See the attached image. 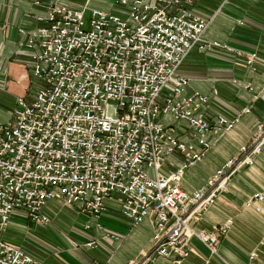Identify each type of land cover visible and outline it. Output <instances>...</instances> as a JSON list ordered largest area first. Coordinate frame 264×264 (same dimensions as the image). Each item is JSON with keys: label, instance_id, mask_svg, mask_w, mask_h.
I'll return each instance as SVG.
<instances>
[{"label": "built area", "instance_id": "1", "mask_svg": "<svg viewBox=\"0 0 264 264\" xmlns=\"http://www.w3.org/2000/svg\"><path fill=\"white\" fill-rule=\"evenodd\" d=\"M189 1L117 0L123 10L90 8L89 14L58 3L37 17L43 22L38 28L21 29L37 86L30 100L16 98L12 118L0 124V264H42L3 233L16 209L49 221L44 207L51 199L99 215L105 200L117 197L121 214L134 225L151 215L156 247L134 264H145L152 254L173 256L180 264L193 236L217 250L229 222L207 231L192 227L189 218L216 201L237 169L254 162L264 132L199 189L181 186L185 170L210 147L206 134L240 120L219 115L209 121L208 95L185 92L188 81L178 70L188 52L197 45L221 46L203 40L206 22ZM255 58L250 54L247 62ZM164 114L191 128L202 149L181 141L161 121ZM174 151L184 161L162 174L163 161ZM263 198L257 194L248 204Z\"/></svg>", "mask_w": 264, "mask_h": 264}, {"label": "crops", "instance_id": "2", "mask_svg": "<svg viewBox=\"0 0 264 264\" xmlns=\"http://www.w3.org/2000/svg\"><path fill=\"white\" fill-rule=\"evenodd\" d=\"M58 3L86 8L87 14L90 8L107 12L125 8L117 0H0V124L12 118L16 98L30 100L37 86L31 50L23 44L26 36L21 29L38 28L43 22L37 17H46ZM188 5L206 22L203 40L221 46L197 45L188 52L178 70L188 81L185 92L208 95L204 113L211 122L219 115L240 116L232 128L206 134L210 147L180 181L184 189L194 191L236 157L243 144L264 132V0H190ZM250 54H256L251 64L247 62ZM247 107L250 110L243 112ZM161 121L175 128L181 141L202 149L193 130L182 121L171 114H164ZM184 159L182 152L174 151L163 161L160 172L170 173ZM257 194L264 196V148L252 164L231 175L213 204L189 218L192 227L207 231L229 222L217 250L193 236L190 254L180 264H264V198L248 204ZM44 213L49 221H36L27 211L16 209L3 233L6 241L42 264H134L151 254L157 244L154 218L148 215L132 224L121 214L117 197L106 199L99 215L60 199L49 200ZM90 242L93 246H88ZM174 260L173 256L152 254L144 262L177 264Z\"/></svg>", "mask_w": 264, "mask_h": 264}]
</instances>
